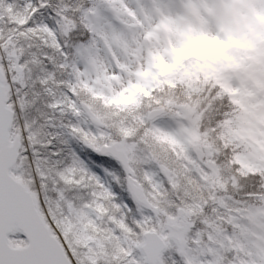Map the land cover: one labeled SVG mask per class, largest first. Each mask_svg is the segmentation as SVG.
Here are the masks:
<instances>
[{
	"label": "snow or ice",
	"instance_id": "6c2138e0",
	"mask_svg": "<svg viewBox=\"0 0 264 264\" xmlns=\"http://www.w3.org/2000/svg\"><path fill=\"white\" fill-rule=\"evenodd\" d=\"M0 264H264V0H0Z\"/></svg>",
	"mask_w": 264,
	"mask_h": 264
}]
</instances>
